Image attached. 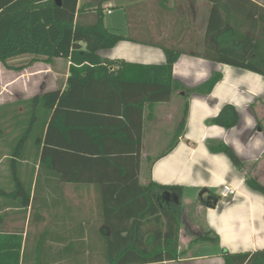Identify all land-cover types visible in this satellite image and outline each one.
Masks as SVG:
<instances>
[{"label": "crops", "instance_id": "0c3cea01", "mask_svg": "<svg viewBox=\"0 0 264 264\" xmlns=\"http://www.w3.org/2000/svg\"><path fill=\"white\" fill-rule=\"evenodd\" d=\"M250 1L264 7V0ZM90 2L79 0L78 6ZM120 6L124 13L113 16ZM103 9L110 16L105 17V25L127 37L99 52L112 62L111 71L140 79L144 69L139 66L167 61L157 43L164 41L182 50L173 76L183 90L174 92L167 102L145 106L139 173L141 185L154 182L183 188L181 199L167 195L182 216L180 255L147 264H224L225 249L232 253L264 250V193L248 183L253 178L264 185V75L192 54L205 50L210 15L205 0H106ZM60 59L64 58L56 60ZM67 61L63 85L53 89L66 88L71 64ZM215 73L221 78L210 93L190 92ZM226 105L236 108L238 124L227 127L215 121ZM186 109L184 129L177 138ZM117 124L104 125V130L116 133L110 129H118ZM17 130L0 126V235H12L14 242L21 237L20 264H106L110 229L102 217L103 194L94 181L96 174L89 173L85 182H65L50 165L40 167L38 144H26L30 155L17 158L16 163L24 188L18 193L11 161L5 164V158H13V152L5 151L15 148ZM91 132L100 137L98 127ZM159 134L169 135L161 145L164 152L150 154L148 146ZM213 143L229 145L243 161L242 169L227 153L213 152ZM224 185L238 193L222 197ZM204 188L218 195L215 207L201 201ZM149 227L147 222L143 230ZM208 230L219 236L218 244L198 238Z\"/></svg>", "mask_w": 264, "mask_h": 264}, {"label": "trees", "instance_id": "16d2710c", "mask_svg": "<svg viewBox=\"0 0 264 264\" xmlns=\"http://www.w3.org/2000/svg\"><path fill=\"white\" fill-rule=\"evenodd\" d=\"M105 1L92 0L79 7V0H0V63L11 70H23L35 62L54 65L58 58L71 62L65 89L48 90L27 101L28 127L10 160L16 191L24 192L17 158H25L24 150L35 131L41 168L48 164L65 182L74 183L87 181L89 173L96 174L94 181L103 194L102 217L110 229L106 264L177 259L182 216L166 193L181 199L183 188L154 182L141 185L139 173L145 106L167 102L174 92L183 90L173 76L182 50L164 41L157 43L166 52L167 61L159 66H139L144 69L140 79H127L121 70L111 71L112 62L99 52L127 37L105 25ZM205 1L210 4L205 50L192 54L264 75V7L250 0ZM23 56L31 59L21 65L10 64ZM220 78L221 74L215 73L190 92L208 94ZM186 114L187 109L177 138ZM98 116L102 119L95 120ZM215 121L234 126L239 114L233 105H226ZM114 122L118 129L110 130L116 133L107 132ZM93 127L101 130L99 139L92 134ZM210 148L227 153L239 169L244 166L229 145L213 143ZM248 183L264 193L263 184L253 178ZM200 199L215 207L219 197L204 188ZM147 222L152 227L143 230ZM198 238L219 243V236L211 230ZM21 245V237L14 242L12 235H0V264H20ZM223 256L224 264H264V250L232 253L225 249Z\"/></svg>", "mask_w": 264, "mask_h": 264}, {"label": "rangeland", "instance_id": "374dc122", "mask_svg": "<svg viewBox=\"0 0 264 264\" xmlns=\"http://www.w3.org/2000/svg\"><path fill=\"white\" fill-rule=\"evenodd\" d=\"M119 13H124V9L121 6L114 9L113 16ZM105 17L110 16L106 13ZM30 59L31 56H23L10 61V64L21 65L27 63ZM56 61L55 65L46 62H35L23 70H11L0 63V126H10L19 129L16 131L17 137L15 136L14 147L18 146V141L28 127L29 106L27 101L36 94L63 85L67 73L68 61L66 59ZM26 125L27 127L25 128ZM166 137H169V135H155V141H152L148 146L150 154L158 155L164 152V149H161V145L167 142ZM35 140L36 132L34 131L27 142L29 144L28 146L30 147L34 144ZM168 145L169 142L165 146L168 147ZM150 147H156V149ZM5 152L9 154L13 150H6ZM29 152L31 151L24 150V155L26 156ZM9 161L10 158L8 156L5 158V164L9 163ZM144 167L145 169L147 168L146 164ZM250 175L252 176V174ZM199 249L200 246L195 247V252H198Z\"/></svg>", "mask_w": 264, "mask_h": 264}, {"label": "built area", "instance_id": "2783aa9c", "mask_svg": "<svg viewBox=\"0 0 264 264\" xmlns=\"http://www.w3.org/2000/svg\"><path fill=\"white\" fill-rule=\"evenodd\" d=\"M238 193L237 189L229 185H224L221 187L220 195L222 197H232Z\"/></svg>", "mask_w": 264, "mask_h": 264}, {"label": "flooded vegetation", "instance_id": "af4514ba", "mask_svg": "<svg viewBox=\"0 0 264 264\" xmlns=\"http://www.w3.org/2000/svg\"><path fill=\"white\" fill-rule=\"evenodd\" d=\"M166 194H167L168 196H169V195H170V196L172 195L171 193H166Z\"/></svg>", "mask_w": 264, "mask_h": 264}, {"label": "water", "instance_id": "95a60500", "mask_svg": "<svg viewBox=\"0 0 264 264\" xmlns=\"http://www.w3.org/2000/svg\"><path fill=\"white\" fill-rule=\"evenodd\" d=\"M217 202H218V200L215 201V203H217Z\"/></svg>", "mask_w": 264, "mask_h": 264}]
</instances>
